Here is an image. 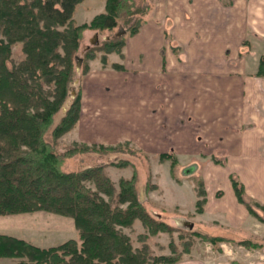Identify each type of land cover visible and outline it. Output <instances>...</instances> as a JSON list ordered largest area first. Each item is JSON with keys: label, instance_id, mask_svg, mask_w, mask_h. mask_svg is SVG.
<instances>
[{"label": "rangeland", "instance_id": "rangeland-1", "mask_svg": "<svg viewBox=\"0 0 264 264\" xmlns=\"http://www.w3.org/2000/svg\"><path fill=\"white\" fill-rule=\"evenodd\" d=\"M140 1L150 6L144 24L159 22L164 30V49L175 60L184 58V48L171 42L170 18L163 12L167 0ZM221 1L228 5L233 0ZM104 8L105 0H81L71 20L76 26L89 24ZM119 28L100 35L92 29L83 31L79 55L85 58L83 67L86 66L87 72L83 74L81 66L75 84L81 86L80 116L70 131L55 141L49 139L53 141L54 152L62 156L61 169L81 171L102 165L100 174L109 180L115 192H111V198L99 196L112 206L117 204L120 181L135 183L139 202L152 220L161 224L151 223L150 228L136 219L119 229L134 249L147 247L151 255L170 259L158 264H264V221L261 220L264 199L247 194L234 168L238 161V166L247 163L235 159L232 150L227 153L223 150L225 135L219 139L218 121L209 120V115L219 112L218 98L222 95L217 92L232 82L226 78L218 87V80L191 79L181 71L151 74L131 66L125 70L123 49L141 28L132 36L124 27V33L115 38ZM107 36L108 40L122 39V47H114L111 52L101 48ZM87 47L91 49L88 52ZM241 50L246 72L244 63L239 71L264 77L258 73L264 40L249 33ZM23 59L22 43L12 44L9 65L16 66ZM170 115L175 118L174 125ZM61 116L60 113L55 116V125ZM99 145L122 147L123 152L112 155L111 159L118 165L110 164L104 155L73 151ZM232 155L234 158H230ZM233 182L242 190V201L235 193ZM83 183L90 191H96L93 184ZM253 210L259 216L252 214ZM0 233L40 248L68 240L80 244L72 219L48 212L0 216ZM214 238L221 240L211 242ZM17 262L0 259V264Z\"/></svg>", "mask_w": 264, "mask_h": 264}, {"label": "trees", "instance_id": "trees-1", "mask_svg": "<svg viewBox=\"0 0 264 264\" xmlns=\"http://www.w3.org/2000/svg\"><path fill=\"white\" fill-rule=\"evenodd\" d=\"M80 1L0 0V216L34 212L65 216L72 219L80 241L40 248L0 233V259L17 260V264L170 262L166 257L151 255L147 247L134 249L119 229L136 219L150 228L151 223H156L139 202L135 183L121 180L117 204L112 206L99 196L111 198L115 192L100 174L102 165L64 171L62 156L53 150V141L70 131L80 116L81 86L74 83L81 66L83 74L87 72L83 67L85 58L79 55L83 31L92 29L100 35L121 26L133 36L150 10L140 0H105L103 13L89 24L76 26L71 16ZM16 42L22 43L24 59L10 66L11 45ZM123 43L122 39L106 40L100 47L111 52ZM77 58L82 60L79 69ZM258 73L264 75V54ZM72 90L76 94L71 99ZM59 113L62 118L55 125L54 118ZM121 148L99 145L73 151L104 155L110 164L118 165L111 159L123 152ZM85 181L93 184L96 191H90ZM233 186L242 201V190L236 182ZM251 212L258 215L255 210ZM215 240L221 239H210Z\"/></svg>", "mask_w": 264, "mask_h": 264}, {"label": "crops", "instance_id": "crops-1", "mask_svg": "<svg viewBox=\"0 0 264 264\" xmlns=\"http://www.w3.org/2000/svg\"><path fill=\"white\" fill-rule=\"evenodd\" d=\"M163 12L170 18L172 45L184 48V58L175 60L164 49V30L159 22H146L126 42L125 70L131 66L151 74L181 71L191 79L218 80V87L230 79L232 85L217 92L222 95L218 98L219 112L209 115V120L218 121L219 139L225 135L223 150H232L235 159L247 163L238 166V161L234 166L247 194L264 199V77L239 71L244 63L246 72V59L240 56L249 33L264 40V0H233L228 5L221 0H167ZM169 117L174 125V116Z\"/></svg>", "mask_w": 264, "mask_h": 264}, {"label": "water", "instance_id": "water-1", "mask_svg": "<svg viewBox=\"0 0 264 264\" xmlns=\"http://www.w3.org/2000/svg\"><path fill=\"white\" fill-rule=\"evenodd\" d=\"M124 33V30H123V28H119V30H118V32L115 34V38H118V37H120V35L121 34H123ZM108 36L105 38V40H108ZM94 41L95 42H97L98 41V38H97V35H95L94 36ZM89 47H87V49H88ZM77 60V64H76V67H77V69H79L80 68V66H81V63H82V60L80 59V58H77L76 59ZM78 83V79H76L75 80V83L74 84H77ZM71 96H72V98H74V96H75V91L74 90H72L71 91Z\"/></svg>", "mask_w": 264, "mask_h": 264}]
</instances>
